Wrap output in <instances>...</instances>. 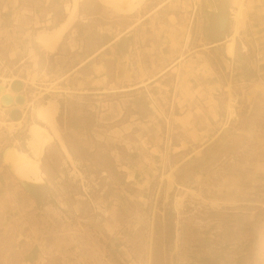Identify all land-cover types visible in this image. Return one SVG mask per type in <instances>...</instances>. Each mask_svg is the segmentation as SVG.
I'll list each match as a JSON object with an SVG mask.
<instances>
[{"label":"rangeland","instance_id":"1","mask_svg":"<svg viewBox=\"0 0 264 264\" xmlns=\"http://www.w3.org/2000/svg\"><path fill=\"white\" fill-rule=\"evenodd\" d=\"M142 2L127 15L116 0H81L50 54L37 37L67 20L72 0H0V76L22 80L32 103L17 129L2 126L8 112L0 117L3 169L14 138L29 133L31 142L34 130L48 129L34 108L55 101L60 109V140L11 151L49 194L45 264H264L256 39L239 36L244 27L235 58L225 54L236 31L233 0Z\"/></svg>","mask_w":264,"mask_h":264},{"label":"crops","instance_id":"2","mask_svg":"<svg viewBox=\"0 0 264 264\" xmlns=\"http://www.w3.org/2000/svg\"><path fill=\"white\" fill-rule=\"evenodd\" d=\"M261 5L264 6V4ZM246 6L248 8L246 31H240L239 36H253L264 61V8L257 9L255 0L253 2L247 0ZM8 7H11L10 3ZM216 13L218 12L216 11ZM226 38L228 39V37ZM221 39L223 38L216 39L212 43L214 45L212 47L221 45V42L216 43ZM226 42H224L225 48L223 49L225 54ZM242 45L245 47L249 45L247 39L243 41ZM188 115L186 119L195 121L196 113L190 112ZM29 139L30 134L25 135L23 133L20 139H13L14 147L11 149L19 150L16 146H23L28 149V143L30 146H32L31 143L38 144L34 141L33 135L31 142ZM8 150V147L4 149V156ZM3 167L5 165H0V264H45L46 256L43 250V235L40 227L42 223L44 224L46 220H49L48 213L53 211V208L46 201L49 194L46 191L45 183L43 184L44 188L37 187L40 195L37 197L28 192L23 183L9 169L5 170Z\"/></svg>","mask_w":264,"mask_h":264},{"label":"bare ground","instance_id":"3","mask_svg":"<svg viewBox=\"0 0 264 264\" xmlns=\"http://www.w3.org/2000/svg\"><path fill=\"white\" fill-rule=\"evenodd\" d=\"M81 0H72L71 9H69L68 18L63 22L58 28L52 31L41 32L37 37V42L39 45L48 53L52 54L56 51L58 45L62 41L63 37L67 34L69 28L76 17L77 11L79 9V4ZM142 0H116L117 7L119 11L123 14L133 15L138 12L142 7ZM235 11V21H236V31L235 35L228 39L226 42V53L230 58H234L235 54V36L239 30L244 29L246 23L247 8L245 7L244 0H233ZM0 80H3V84L0 85V117L4 116L6 112L9 113L10 122L1 123L2 126L7 127L9 130L17 129L24 121L23 110L28 108L31 103V98L28 95L22 94L25 83L22 80L14 78H3L0 76ZM26 82V81H25ZM9 84L7 86L6 84ZM20 83L22 85L21 90L14 89V85ZM23 98V103H21ZM263 99V98H262ZM233 103V102H232ZM232 103L228 105V116L235 118V111L232 107ZM262 103H264L262 101ZM59 106L55 101H49L47 104L34 108L37 120L42 124L46 125L36 129L33 133L34 141L38 144L45 143L49 140L50 135L54 136L57 140H60L58 131L56 130V119L59 115ZM16 112L21 114L20 119H12V115ZM264 121V120H263ZM62 140V139H61ZM63 152L69 158L71 155L68 152L66 146L60 141ZM30 144V143H28ZM12 149L6 152L5 163L8 165L11 173L17 177V179L23 183L26 190L32 192L36 191L37 187H42L37 180L33 178L34 172L30 168H26L23 159L20 154L11 153ZM73 164V163H72ZM73 167V166H72ZM76 172V171H75ZM81 177V176H80ZM262 184V183H261ZM261 186V185H260ZM179 187V186H178ZM39 190V189H38ZM39 201V199H38ZM45 204V202H44ZM250 204V203H249ZM46 206V205H45ZM48 208V207H47ZM51 210V209H50ZM51 212V211H50Z\"/></svg>","mask_w":264,"mask_h":264},{"label":"water","instance_id":"4","mask_svg":"<svg viewBox=\"0 0 264 264\" xmlns=\"http://www.w3.org/2000/svg\"><path fill=\"white\" fill-rule=\"evenodd\" d=\"M227 22H228V19L227 18H225V17H221L220 19H219V21H218V26H219V30L221 31V32H224V30H225V28H226V25H227ZM14 89H16V90H21L22 89V85L20 84V83H17V84H15L14 85ZM22 100V102L21 103H23V98H21ZM20 117H21V114L19 113V112H16V113H14L13 115H12V119H14V120H17V119H20ZM36 191H38V190H36ZM28 192H30L31 194H33V195H35V196H37V197H39L40 195H39V193L38 192H32V191H30L29 189H28Z\"/></svg>","mask_w":264,"mask_h":264},{"label":"trees","instance_id":"5","mask_svg":"<svg viewBox=\"0 0 264 264\" xmlns=\"http://www.w3.org/2000/svg\"><path fill=\"white\" fill-rule=\"evenodd\" d=\"M222 1V3H223V5L225 6L226 5V3L228 2V0H221ZM223 6V7H224ZM222 10V9H221ZM224 41V39H221V40H219L218 42H216V43H219V42H223ZM104 45H106V44H104Z\"/></svg>","mask_w":264,"mask_h":264}]
</instances>
